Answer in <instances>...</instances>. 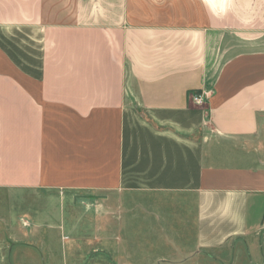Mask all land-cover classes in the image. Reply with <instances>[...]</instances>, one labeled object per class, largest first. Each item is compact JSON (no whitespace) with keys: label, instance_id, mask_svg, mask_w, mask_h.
Segmentation results:
<instances>
[{"label":"crops","instance_id":"1","mask_svg":"<svg viewBox=\"0 0 264 264\" xmlns=\"http://www.w3.org/2000/svg\"><path fill=\"white\" fill-rule=\"evenodd\" d=\"M38 189L130 249L257 237L264 0H0V191Z\"/></svg>","mask_w":264,"mask_h":264},{"label":"rangeland","instance_id":"2","mask_svg":"<svg viewBox=\"0 0 264 264\" xmlns=\"http://www.w3.org/2000/svg\"><path fill=\"white\" fill-rule=\"evenodd\" d=\"M77 195L59 189L0 191V264H264L262 233L224 250L185 251L181 256L153 249V242L147 244L151 250L144 249V242L133 243L137 248L130 249V243L113 242L112 205L106 225L110 233L103 234L100 202ZM140 214L126 211L124 221L137 225L134 215ZM143 223L142 218L139 224ZM135 233L134 239L143 241L145 234Z\"/></svg>","mask_w":264,"mask_h":264},{"label":"built area","instance_id":"3","mask_svg":"<svg viewBox=\"0 0 264 264\" xmlns=\"http://www.w3.org/2000/svg\"><path fill=\"white\" fill-rule=\"evenodd\" d=\"M192 101L197 104H203L205 102L204 97L202 96V94H199V93H195L194 95H192ZM260 233H262L264 237V217L262 219Z\"/></svg>","mask_w":264,"mask_h":264}]
</instances>
